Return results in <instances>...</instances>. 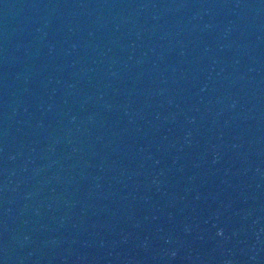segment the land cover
Returning a JSON list of instances; mask_svg holds the SVG:
<instances>
[{
  "label": "water",
  "instance_id": "1",
  "mask_svg": "<svg viewBox=\"0 0 264 264\" xmlns=\"http://www.w3.org/2000/svg\"><path fill=\"white\" fill-rule=\"evenodd\" d=\"M0 264H264V0H0Z\"/></svg>",
  "mask_w": 264,
  "mask_h": 264
}]
</instances>
